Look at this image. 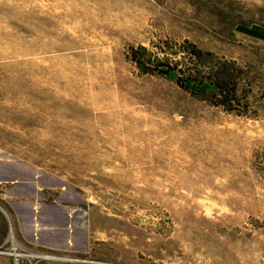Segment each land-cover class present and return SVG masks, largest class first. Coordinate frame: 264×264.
<instances>
[{
    "label": "rangeland",
    "instance_id": "rangeland-1",
    "mask_svg": "<svg viewBox=\"0 0 264 264\" xmlns=\"http://www.w3.org/2000/svg\"><path fill=\"white\" fill-rule=\"evenodd\" d=\"M0 264H264V0H0Z\"/></svg>",
    "mask_w": 264,
    "mask_h": 264
}]
</instances>
